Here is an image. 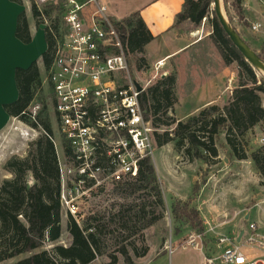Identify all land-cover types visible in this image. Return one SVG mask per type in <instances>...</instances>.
<instances>
[{
	"label": "trees",
	"instance_id": "1",
	"mask_svg": "<svg viewBox=\"0 0 264 264\" xmlns=\"http://www.w3.org/2000/svg\"><path fill=\"white\" fill-rule=\"evenodd\" d=\"M14 1L23 3V0ZM213 2L214 0H184L183 9L176 16V24L189 23L198 27L205 16L213 13V17H208L213 28L211 38L225 65H238V86L230 91L224 105H208L180 120L173 115L178 103L177 75L173 71L158 78L142 92L141 105L145 118L151 121L155 128H167L162 134L154 132L158 146L173 140L175 150L189 162L200 160L212 165L219 157L217 139L221 134H225L226 144L234 157L238 160L251 159L264 182V145L251 151L248 149L247 140L250 132L264 122V78L258 76L257 70L231 42L215 11H212ZM234 4L239 12L244 11L241 0H235ZM31 10L38 25L42 22L43 13L51 16L57 10L55 28L58 30L59 8L49 6L40 11L32 6ZM116 25L126 35V55L131 74L135 76V72L149 67L145 49L155 37L139 12L117 21ZM17 36L24 42L32 39L25 13L19 18ZM47 41L49 48L42 61L45 70L49 71L54 45L49 33ZM41 83L37 63L28 70L17 71L19 98L14 104L6 107L12 117L20 116L29 106ZM39 120L42 128L52 134L50 121L43 112ZM32 125L37 126L35 122H32ZM65 151L69 153L68 148H65ZM4 168L13 176L5 179L0 187V263L23 253H32L14 264H90L102 255L109 258L106 264H119L120 256L124 264H135V257L142 258L148 254L150 247L145 244L144 230L151 225L152 218L144 194L149 197L157 195L156 200L149 201L153 207L164 204L160 196L161 186L157 172L150 161L145 166L144 183L131 181L128 184L127 194L135 199L132 205L122 204L121 209L108 221H103L104 217L95 215L86 218L80 225L69 216L67 230L72 238L71 243L67 246L57 244L50 250L36 253L34 251L41 248L46 240L55 243L63 234L61 179L56 146L48 136L39 135L30 143L25 158L13 156L6 161ZM28 176H32L33 181L30 182ZM172 213L177 221L189 222L195 231H205L200 211L192 207L189 201L177 199L172 205ZM109 235H112L111 238H118V242L114 243V251L110 252L107 243ZM133 236L140 238L143 243L141 247L131 240ZM125 239L129 241L126 242Z\"/></svg>",
	"mask_w": 264,
	"mask_h": 264
},
{
	"label": "built area",
	"instance_id": "2",
	"mask_svg": "<svg viewBox=\"0 0 264 264\" xmlns=\"http://www.w3.org/2000/svg\"><path fill=\"white\" fill-rule=\"evenodd\" d=\"M29 1L40 11L49 6L59 8L60 17L56 30L57 10L51 16L42 14L54 43L46 100L33 108L29 104L20 116L12 117L19 123L14 128L30 139L48 136L57 150L53 133L45 131L39 122L45 106L52 107L64 151L63 160L58 158L62 205L80 223L84 218L80 203L96 192L120 188L129 180L144 183L157 129L145 118L140 97L154 81L168 75L167 63L166 59L158 60L149 79L133 76L126 55V35L107 15L101 0ZM206 20L207 16L203 18ZM251 29L261 32L263 23L254 22ZM258 130L257 139L264 145V122ZM207 233L188 232L180 247L204 251ZM217 244L219 253L205 254L202 264H264V214L247 223L240 242L221 234ZM167 248L172 252L173 243Z\"/></svg>",
	"mask_w": 264,
	"mask_h": 264
},
{
	"label": "rangeland",
	"instance_id": "3",
	"mask_svg": "<svg viewBox=\"0 0 264 264\" xmlns=\"http://www.w3.org/2000/svg\"><path fill=\"white\" fill-rule=\"evenodd\" d=\"M152 1L153 0H101L100 3L106 6L108 16H110L113 20L119 21L123 20V18L130 15L132 12H137V10H140ZM23 2L27 5V11L25 14L28 18L30 29L33 35L37 29L38 23L33 18L31 10L32 4L30 1L23 0ZM234 3L235 0H222L223 9L227 19L240 33V35L243 36L244 40L264 60V32H254L251 29V25L254 22H262L264 26V17L262 16L259 19L258 17H255L254 14H248L244 11L239 12ZM178 28H181L182 30L192 28L194 30L197 27H193L189 23H183L179 25ZM200 28H202L200 35H206L209 37L210 43H213L211 38L213 28L210 20L208 19L204 26L201 24ZM161 50H163V52L159 54ZM167 50L168 49L159 47V43L152 44L146 48L145 55L148 58L149 67L143 68L139 72H135V76L141 78L142 80L149 79L154 72L153 69L155 63L158 61L160 56H164L168 52ZM218 53L219 52L217 49L214 54L210 55V59L212 60L214 66L219 64L221 65L223 63V60L221 59L222 57L220 58ZM175 60L176 58H170L169 62H166L167 67L169 66V69L171 68L169 71L174 69L173 67H175ZM190 62L191 60L188 55L187 57L180 59V62L178 61V64H181L180 68L184 70L185 74H181L183 79L181 78L178 89V97L181 101V104L176 105L174 108L175 112L173 111V113L177 116H182L185 111H188L198 105L206 96L209 95L210 92V83L208 80L202 79L196 81L194 80V76L190 77L189 80L187 79L188 76H190L191 71L194 70L192 69ZM37 66L40 69L42 83L36 91L35 99L30 103L31 108L40 103L42 100H46L47 95V77L49 71L45 70L42 58L37 62ZM230 67L234 72L233 75L235 77L232 84L234 89V87L238 86L239 84V67L236 63L230 65ZM257 73L260 78H264V74H262L260 71L257 70ZM224 103L225 100H221L218 104L224 105ZM44 115L50 121L53 129L54 139L58 145V158L62 159L64 152L61 149L62 138L60 134L56 132L57 128L54 122L55 115L52 107H48ZM18 124L19 123L17 120H13L11 118L9 124L0 132V187L5 179L11 178L13 176L4 168L6 161L13 156L25 158L28 154L30 143L37 139V137L35 139H30L28 137L22 136L21 131L14 128V126ZM172 128L174 129V127ZM156 129L161 134L167 130L166 127ZM257 136H259V130L249 135L247 138L249 141L248 149L251 151L256 150L261 146ZM217 146L222 151L223 155H227L232 158L229 148L226 144L225 134H221L218 137ZM247 160L249 159H246L243 164L234 165L231 168H226L223 163H220V166L217 168V166L215 167L211 164H205L200 160L189 162L182 154L175 150L173 140L161 145L160 147L156 144L154 146V155L150 162L156 169L159 184L161 186L160 196L164 200V204L163 206L160 205L158 207H153L150 202L154 199L156 200L157 195L153 194L152 197H149L146 193L144 194L148 204V210L152 218V223L144 230L145 244L149 245L150 251L142 264H175V258L177 257V254H181V256L186 258L194 257L196 252H194V250L191 248L184 250L181 247L176 246L180 240L184 239L188 232L196 230L190 226L189 222L177 221L175 219L172 213V205L177 199L182 200L183 198L184 200L182 201H189L191 206L196 208L200 203L203 204L202 201L205 200V207L208 210L210 206L212 207L211 201L214 198L217 200V202L223 201L225 203H230V209H233L231 202L234 198H237L238 194L241 195L240 191H242L243 188V180H245L244 185L246 188L241 196L246 197L247 199L253 194L264 196L263 177L257 173L256 169H254L252 164H249ZM28 179L30 182L33 181L32 176H28ZM130 182L131 180L122 183V186L117 189H110L109 191L102 192L98 191L91 199L81 202L80 211L84 218L79 224L82 225L86 218L95 215L104 217L103 221H108L113 214L117 213L121 209L122 204L132 205L135 199L130 198L127 194L128 184ZM240 185H242V187H240ZM253 187L256 188L252 189ZM233 196L234 198H232ZM250 204L251 202L249 205ZM62 207L64 215L62 236L64 243L68 244L66 243L67 241H65V239L68 237L69 232L67 230V221L68 217L71 215L67 212L63 205ZM205 212L207 213V211H203L206 217L207 214L210 215V220L214 218L212 216L213 214H206ZM222 212L223 211H221V214ZM221 217L222 221L224 222L231 218L229 214H224ZM251 218L253 219V217ZM232 225L235 227V222H233ZM225 227L226 228H222V230L223 232L225 231L224 233H228L227 227L229 226L226 225ZM233 233L234 232L232 231L230 234ZM111 236L112 235H109V240L107 241L109 245L108 252L114 251V243L118 242V238L115 236L114 238H111ZM139 239L140 238L136 236L131 238V240L136 241V244L141 247L143 243ZM125 241L128 242L129 239H125ZM171 243H173L174 246L173 250L175 249L174 255L172 254L173 252L168 250L166 255L161 256L160 259H153L152 256L156 254L157 249L162 248L165 245L169 246ZM50 244L51 242L49 243V241L46 240L44 245L40 248V251L43 249H52V247H49ZM170 254L173 256L172 260H170ZM19 256L10 258L6 260L7 263L4 261L5 263L2 262V264H12L13 262H17L21 259ZM119 259V264H124L123 258L121 256ZM150 259L151 261H149ZM141 260H143V257H135V264L139 263ZM108 261L109 258L106 255H102L98 256L90 264H106Z\"/></svg>",
	"mask_w": 264,
	"mask_h": 264
},
{
	"label": "crops",
	"instance_id": "4",
	"mask_svg": "<svg viewBox=\"0 0 264 264\" xmlns=\"http://www.w3.org/2000/svg\"><path fill=\"white\" fill-rule=\"evenodd\" d=\"M241 1H242V5H243V9L245 13L254 14V16L258 17L259 19L262 16L264 17V7H263L264 2L258 1V0H241ZM183 4H184V0H153L148 5L144 6L140 10H137V12H139L142 18L144 19L150 32L155 37L154 40L151 41L146 46V48H148L152 44L159 43V47L168 49L167 50L168 52L164 56H160L158 60L166 59V62L167 61L169 62L170 58H176L175 63H174L175 67H173L174 69L169 71L171 68L169 69V66L168 67L166 66V70L168 74L169 72L174 71L176 72V75H177V88H176V96L178 99L177 105L181 104V101L179 100V97H178L179 82L182 78L181 74H185L184 70L180 68L181 64H178V61L180 62V59H183L187 57L188 55V57L191 60L190 63L192 65V69L194 70L191 71L190 76H188L187 78L188 80L190 79V77L194 76V80L196 81L206 79L210 83L209 95L206 96L202 100V102H200L198 105L191 108L190 110L185 111L182 114V116H177L173 113V115L177 119H180V120L186 119L187 117L197 113L200 109L208 105L219 103L221 100H225L226 102L228 98L227 97L228 94L233 89L232 84L235 79L233 75L234 72L231 70V67L225 65L224 61L221 65L220 64L216 66L213 65L212 60L210 59V55L216 52L217 47L215 46L214 42L210 43L209 37H207L206 35H203V36L200 35L202 32V28H200V26H198L194 30L192 28L183 29V30L181 28H178L179 25L176 24V16L179 12L182 11ZM213 10H214V6L212 8V11ZM132 13H135V12H132ZM210 15L213 17V13H210L209 15H207V17H211ZM119 21H122V20H119ZM207 21L208 20L206 21L202 20L201 24H203L204 26ZM115 22L117 21L115 20ZM263 32H264V29H263ZM163 50H161L159 54H161ZM219 56L221 58L220 54ZM261 124L262 123L257 125L250 132V135L255 133L259 129ZM229 152L232 158H230V156L223 155L222 151L219 149L218 160L215 164H212V165L215 167L217 166L218 168L220 166V163H223L226 168H231L234 165H240L245 162V160L236 159L234 155L232 154L230 148H229ZM249 160L247 161L249 162V164H252V166L255 169V166L252 160L251 159ZM244 182L245 180L242 181L243 188H242V191H240L241 195L243 194L246 188L244 185ZM240 187H242V185H240ZM254 188L256 187H253L252 189ZM238 195L236 199L234 198V196L232 197L234 198L231 202L232 203L231 206L233 209H230V203H225L223 201L217 202V200H215L214 198L212 199V201L210 200L212 202V207L210 206L208 210L205 207V200L202 201L203 204L201 203L199 204L197 209L200 211V214L203 217L205 228H206L205 230L208 232L207 239H206V248L204 251L194 250L191 248L192 250H194V252H196L194 257H191V258H188V257L186 258V257L181 256V254H177V257L175 258V264H191V263L192 264H202L205 254L219 253V247L217 244V237L219 235L227 234L231 237L234 236L233 238H236V241H237L240 235V232L244 230V227H246L249 221H255L262 217V215L264 214V196H258V195L253 194L252 196L248 197V199H250L248 200L246 197H243L240 194ZM182 200L184 199L182 198ZM250 202L251 204L249 205ZM204 210L207 211V213L213 214L212 216L214 218L210 220L211 219L210 215L205 212L207 214V217H209L207 218L205 214L203 213ZM221 211H223L222 214H221ZM224 214H229L231 218H229V220H226L225 222L222 221L221 216ZM251 217H253V219ZM63 222H64V215L62 218V226H63ZM233 222H235V227L234 225H232ZM226 225L229 226L227 227L228 233H224L225 231L223 232L222 230V228H226L225 227ZM211 227H212V230L210 229ZM232 231L234 233L230 234ZM65 241H67L66 243L68 244L64 243L63 236H61V238L57 242L51 243L49 247H53L54 245H57V244H62V245L64 244V246L69 245L72 241V238L69 233ZM176 246L180 247V243H178ZM168 250L169 249L167 248V245L163 246L162 248L157 249L156 254L152 256L153 259L154 260L160 259L161 256L166 255ZM184 250H187V249H184ZM39 251H40V248L36 249L34 253L39 252ZM174 251L175 249L172 250L173 255L175 254ZM30 254L32 253H23L19 257L23 259V258L28 257ZM147 255L143 257V260H141L137 264H142L147 258ZM169 257H170V260L173 259V256H171V254L169 255ZM149 261H151V259ZM5 262L3 261V263ZM14 263L15 262H13L12 264Z\"/></svg>",
	"mask_w": 264,
	"mask_h": 264
},
{
	"label": "water",
	"instance_id": "5",
	"mask_svg": "<svg viewBox=\"0 0 264 264\" xmlns=\"http://www.w3.org/2000/svg\"><path fill=\"white\" fill-rule=\"evenodd\" d=\"M215 14L227 36L254 69L264 74V60L244 40L227 19L222 0L213 2ZM27 5L14 0H0V132L5 129L12 116L6 107L19 98L17 71L28 70L48 51L47 24L40 23L29 42L17 36L19 18L26 13ZM139 90L142 87L137 83ZM248 219V218H247ZM244 230L237 242L241 241Z\"/></svg>",
	"mask_w": 264,
	"mask_h": 264
}]
</instances>
